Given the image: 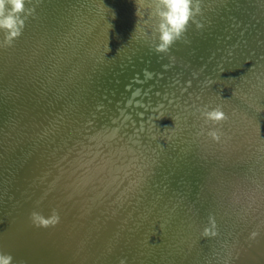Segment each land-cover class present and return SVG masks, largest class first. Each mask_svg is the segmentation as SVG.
<instances>
[{
    "label": "water",
    "instance_id": "95a60500",
    "mask_svg": "<svg viewBox=\"0 0 264 264\" xmlns=\"http://www.w3.org/2000/svg\"><path fill=\"white\" fill-rule=\"evenodd\" d=\"M73 1L31 0L27 6L35 7V13L26 20L22 35L12 46L0 47V184L3 188V192L0 190V250L16 257L14 247L21 244L25 249L22 255L33 264H121L124 261L121 255L123 253L126 257L125 252H129L135 260L137 251L129 250L132 245L128 244L134 241L133 237L136 238V235L132 232L138 229L136 225L127 226L125 221L128 222L127 219L132 215H126L123 208L130 207L138 214L137 206L145 202L143 208H146L147 216L144 218V225L147 228L148 224V228L152 230L150 236L160 246L162 258L171 255L179 257L183 251L187 253L186 264H189V247L195 246L194 242L201 239L200 234H194L193 237L192 226L195 220L196 225L204 229L209 225L208 218L212 215L216 221L217 234L214 236L219 239L223 233L219 226L225 230L230 224V233L229 229L237 223V218L235 220L230 215L231 208L237 209L238 213L243 211L244 217H251L249 208L264 201L261 200L264 193L260 186L254 185L253 189L240 191L237 186L240 189L244 187L234 185L235 180L241 184L251 183L242 180L237 174L240 173L237 166L239 164L230 171H225L223 165L221 168L218 165L213 167L199 164L194 168L191 158H188L189 162L184 158L190 147L198 148V151L203 147L202 151H210L214 155L219 153L227 164L233 163V151L244 139V134L239 132L238 127L226 128L212 122L206 123L202 115L191 118L194 111L210 110L217 106L229 111L220 102L213 101L214 97L218 98L210 92L212 90L229 100L238 97L239 103L238 99L243 100L245 96L233 95L229 86L226 91H220L219 84H212L217 88L215 89L210 85L189 87L186 83L196 79L197 74L190 72H195L194 65L201 67L206 63L203 71L209 69L206 58L210 59L209 63H213V66L228 64V70L240 74H243L244 67L250 62L241 56L247 50L250 52V60L256 57L257 62L262 63L259 58L264 53V30L255 34L250 22L255 20L259 29L264 28V7L260 4L264 0H200L201 12L195 18L196 23L190 24H200L202 28L192 32L188 26L184 36L167 53L155 52L151 33L154 21L149 23L142 19L145 14L143 10L151 13V0H109L121 11L128 10V7L131 10L134 8L138 20L132 23L121 19V11H117L118 15L116 9H110L106 0H87L92 8L87 7L88 10L85 11L103 17L102 19L114 16L115 13L119 26L107 23V29L95 32L89 40L84 36L83 29L94 28L88 18L80 16L79 19L70 21L68 26L75 22L72 32L83 42L81 47L73 48V42L68 36L70 32L65 37H60V40L54 38L53 47L41 45L44 34L55 26L59 17L68 21L61 13ZM213 6L219 13L203 11L205 9L202 7H210L211 10ZM50 9L57 11L46 14ZM85 11L83 14L88 16ZM70 15L75 17L74 14ZM53 16L57 18L55 22L52 20ZM44 20H48L49 25L46 24V29L42 30ZM216 20L219 22H215ZM92 29H89V34L93 32ZM101 32L103 34H99ZM93 38L104 39L105 42L97 47ZM0 40H3L2 31ZM102 47L104 48L97 52ZM61 49L74 50V54L85 52L87 66L94 67L92 58L98 62L102 59L105 66L83 70L80 69L81 63H76L65 69L61 68ZM42 52L47 55L46 59L40 57ZM31 55L36 59L30 60ZM55 57L58 58L54 59ZM76 65L80 70H72ZM232 76V80L222 79L223 82L230 83L240 75H235L234 72ZM241 76L239 78L246 77L244 74ZM172 79L178 82L177 87H172L177 89L175 96L172 94L173 89H170ZM256 79L251 76L239 80L250 85L256 82L260 89L264 88V80L260 82ZM41 82L46 85L49 83V92L42 89L44 84ZM60 85L64 86V91ZM6 86L12 90L13 96L6 97L1 92ZM230 86L238 92L244 91L241 87ZM249 89L248 94L257 98L259 93L255 89L251 90V87ZM38 90L45 94H37ZM130 90L133 93L131 96L128 95ZM50 91L58 102L53 103L51 110L42 106V110L34 113L32 110L39 103L33 99V95L42 99L46 96L50 98ZM67 92L70 93L69 96ZM70 100L78 108H86L89 115H79L78 109L72 107ZM159 101L166 103L164 108L170 114L165 117L156 114L155 118H151L152 112L156 113L163 106L158 108ZM257 103L251 102L252 108L248 111L251 114L255 111L259 116L263 112L258 111L260 107ZM241 109L247 110L245 106ZM27 111L41 117L40 130L22 131L18 137L9 134L8 128L12 132L14 123L20 126H15V130L26 129L17 118L21 113L28 114ZM72 112L76 114H70ZM95 112L101 118H96ZM228 116L236 117L232 114ZM56 118H62L63 123L73 126L72 132L65 128L63 131L59 130ZM213 128L218 129L219 140L208 135V131ZM255 129L258 133L263 131L260 124ZM164 143L169 146L162 147ZM213 143L217 146H213ZM218 145L221 147L218 148ZM188 155L190 157L189 152ZM258 162L264 164V157ZM230 172L234 176L233 180H225V175ZM251 174L252 172L247 175ZM218 175H222L225 180L226 190L235 191V198L238 199L233 198L236 200L235 204L238 203L236 207L227 202L228 197L224 204L223 193L220 198L210 194L211 190L217 189L216 184L203 186L204 189L200 191V181ZM261 175L264 178V173L255 169L253 177ZM42 180L48 181L42 184ZM72 180H87L88 183L76 184ZM142 181L148 183L152 197H146L140 189ZM169 184L172 185L171 189ZM82 187L85 199L82 197ZM161 188L173 194L183 192L181 197L175 198L180 200V203L177 200L175 203L180 204L178 208H167L165 204H159V194L154 195L152 190L156 192ZM203 193L208 194V197L201 201ZM53 209L60 215L59 224L49 228L32 225L29 214L33 210L48 216ZM257 231L259 234L255 239L247 240L248 246L242 243L243 231L235 228L234 235L230 234L234 236L235 243L231 244L225 255H221L225 259L220 258L225 249L224 242L212 243L215 241L205 236L202 239L204 244L218 250V254L204 264H260L256 255L264 254V229ZM170 241L174 243L173 246ZM141 243L145 245L147 241H139V245ZM145 249L143 254L148 253L147 245ZM251 250L255 252L252 253ZM197 252L198 250L192 252L191 259L195 258L194 262L200 263Z\"/></svg>",
    "mask_w": 264,
    "mask_h": 264
},
{
    "label": "bare ground",
    "instance_id": "6f19581e",
    "mask_svg": "<svg viewBox=\"0 0 264 264\" xmlns=\"http://www.w3.org/2000/svg\"><path fill=\"white\" fill-rule=\"evenodd\" d=\"M83 1H87V0H74L72 2L73 4L68 9H65L61 13V15H64V17L66 16L65 20H68V21L61 20L60 19L61 17H59L60 20L58 19V21L56 22L55 26H53V28H51L50 30L46 31V33L44 34V38H43V40L41 42V45H43L45 47H49V46L53 47L52 45L54 44V42L52 40H54V38H59L58 40H60V37L61 38L65 37L66 33L70 32V34H68V36H69V39L72 40V42H73V48L81 47V44H83V42L79 41V37L77 38V35L72 32L73 28H74V25H75V22H72V25L68 26L70 24V21H72L73 19L77 20V19H79L80 16L84 17V18H88V20H90L91 23H92V27L94 28V30L92 28H87L86 29V27L83 29L84 36H87L89 40H90V37L92 38V36H93V34L95 32L97 33L99 30L102 31L103 28L107 29L108 24H111V25H116L117 24L119 26V24L117 23L119 21L114 17V16H117V14L119 15V13L117 12L119 9L116 8L114 3H111V2H109V0H106V2H108L107 4L110 5V7H111V8L110 7L109 8L110 9H112V8L116 9V13L117 14L114 13V16L110 15L111 17L104 18L105 19L104 20V19H102L103 17L100 18L98 16H94L95 14L89 13V11H85V10H88L87 7L92 8V6L89 3L90 0H89V2L88 1L87 2H83ZM146 2H148V1H146ZM260 4H262L263 7H264V3L263 2L260 1ZM131 5H134V4L131 3ZM46 6H49V5L47 4ZM202 8L205 9L203 11L210 12V14L212 12L219 13L216 10L217 8L215 6H213L211 10L209 9L210 7L209 8L202 7ZM127 9L128 10H125V11L124 10H122V11L119 10V11H121V13L123 15H125V16H123V15L120 14L119 17L121 19H125V21H129L131 23H132V21L136 22V20H138V19H137V15H136L135 9L132 8V10H131L129 7ZM142 9H143V7H142ZM54 11H57V10L50 9V10L46 11V14H48V13L53 14V13H55ZM83 11H85L88 14V16L84 15ZM143 11L145 13L144 16L142 17V19L144 21L148 20L149 23L154 21L151 18V13L149 14L145 10H143ZM41 14L44 15V12H42ZM70 14H74L75 17L71 16ZM137 14H138V12H137ZM262 19H264V15L262 16ZM52 20H53V22H55L57 20V18L55 16H53ZM215 22H219V21L216 20ZM42 24H41L42 30L46 29L47 25H49L48 20L47 21L44 20V22ZM117 25L115 27H117ZM250 26L253 28L252 31L255 34L260 33L259 32L260 30H264V28L259 29L258 24H257V22H255V20H252L250 22ZM201 28H202V25H201V27H197V25L189 24V30L192 31V32H197ZM89 29L93 30V32L91 34H89ZM99 34H103V33L101 32ZM148 35H150V34H148ZM93 40L96 42L94 44H96L97 47H100L105 42L104 39H100L99 40V39L93 38ZM56 41L57 40H55V42ZM207 43H209V42H207ZM56 44H57V42H56ZM103 48L104 47H102L101 49L97 50V52L101 51ZM73 51H67L66 49H64V50L61 49V53L59 55L60 56L59 66H61V68L65 69L68 66H70L71 64H76V63H81L80 64V69H83V70H85L87 68H97L99 65L102 66V67L105 66V61H103L101 59L98 62L97 59H95V58H92L94 63H95L94 67L87 66L88 62H87V64L85 63V60L87 58L86 57V53L83 52V53L74 54L76 51L75 52H73ZM42 54L43 55H41V56L39 55V56L41 58H45L46 59L47 55H45V52H42ZM248 55H250V52L248 50L245 52V54L243 53L241 55L242 57H245V61H250L247 64L248 66L246 68L244 67V70L242 71V73L246 77H251V76L254 77L255 76V78H257L256 79L257 81L263 82V80H264V53H262V55L260 56L261 58H259L262 61L261 64H259L257 62L258 58L254 57L253 60H250ZM32 58L36 59V57L31 55L30 56V60ZM57 58L58 57H55L54 59H57ZM71 61H72V63H71ZM206 61L208 62V65H210L209 69L203 71V68L205 67V65H207L205 62H204L205 64L203 66H201V67L194 65L193 66V70H195V72H192L190 70L189 71L192 74H197L195 76L196 79H194L195 81H189L186 84L189 87H196V86L199 87V86H204V85H210L211 87H213L215 89H217V88L214 87V86L219 84V85H221V88L219 89L220 91H223L221 89H224V91H226L227 87L229 86L230 87L229 89L232 90V94L233 95H235V96L236 95L237 96L244 95L245 97L243 98V100H241V99L239 100L238 99V101H240V103H239V102H237V98L238 97L237 98H233V100H236V101H233V100L227 99L225 96H224L225 98H223L217 92L215 93L214 90L210 91L212 94H214L218 98V100H224V101H218L214 97L213 101L217 102V103L220 102L219 104H222L224 107L228 108V110H229V111H225L223 108H221L225 112V114L227 116V119L222 121V122H220L219 125L221 127H226V128H231L233 126H237L239 132L244 134V139L241 141L239 147L236 150L233 151L234 153H233V156H232V159H231V161L233 163H230V164H227L224 161L225 158L219 153L214 155L210 151H202L203 147H201V151H198V148L195 149L194 147H190L189 150H187L186 155H185L184 158H186V159H188V158L190 159L191 158V164H192V166L194 168H196V165H199V164L200 165H210V166H213V167H216V165H218L221 168H223V166H224V169L226 168L225 171H230L232 168H234L236 166V164H239L237 166H238V168L240 170L238 172H240V173H237V174L239 175V177L242 180H248L251 183L241 184V183L237 182V180H235V184L234 185H241V186L244 187V189H240V186H237L238 190L241 191V190H245V189H253L252 186L258 185V186H260L263 189L262 192L264 193V178L262 177L263 175H261L260 177L259 176L253 177L255 169L258 170L259 173H264V164H260L258 162V161L261 160L262 156L264 157V110L261 111V109H264V88L260 89L261 87H259L256 84V82L254 84H252V85L248 84L247 82H242L243 80L241 81L239 79H245L246 77L239 78V77H242L241 75H243V74L237 73V71H234L235 75L237 74V75H240V76L235 77V79L233 81H231L230 83L229 82L228 83H224L223 82L224 80L229 79V78H231V80H232V78H234V76L231 77V75L234 74V72H232L231 70H228L230 68V66L228 64H226V65L225 64H223V65L218 64L216 66H213V63H211V64L209 63L210 59L206 58ZM30 65H31V69H33V66H32L31 62H30ZM198 65H200V64H198ZM28 66H29V64H28ZM77 66L78 65L73 66L72 70L75 69V68H76V70H80L79 68H77ZM215 70H219V71H215ZM210 71H212L213 73H211ZM223 74H225V75H223ZM222 79H224V80H222ZM56 82H57V80H56ZM44 83H42V84H44ZM48 84L49 83H47V85ZM177 84H178V82L172 79V85L170 86V89H173L172 87L176 86ZM212 84L214 86H212ZM47 85L44 84L42 89H44L45 91L49 92V88L47 87ZM230 85L235 86V88L236 87H239V88L241 87L240 89H242L244 91L238 92L236 89L234 90ZM60 86L62 87V91H64L63 90L64 86H62V85H60ZM187 86H185L186 89H187ZM249 87H251V90L255 89L256 92L259 93L257 98H253L252 94H250V93L248 94L247 91H250ZM52 90H54V88H52ZM174 90L175 89H173L172 94H174V96H175V95H177V93H176L177 89L175 90V92H174ZM1 92H4V95L6 97L13 96L12 90H10V88L7 87V86L2 88ZM38 93L45 94L41 90H38L37 94ZM237 93H239V94H237ZM132 94H133L132 90L128 91V95L131 96ZM49 95L51 96L50 98H47V96H46L44 99L38 98L36 94L33 95V99L37 103H39V106L37 108H35L37 110H35V109L32 110L34 113H36L38 110H42V106H44V108L46 110H51L52 105H54L53 103L56 102V101L58 102L57 97H55L53 94L51 95V91H50ZM67 95L69 96L70 93L67 92ZM67 98L70 99L69 97H67ZM49 99H50V101H49ZM48 101L50 103H48ZM159 102H160V104H158V108L161 107V105H163V106H162V108H159L156 113L152 112V117L151 118H155L156 114L159 115V116H162V117H165L166 114H170L169 111L166 110V108H164V107L167 106L166 103L163 102V101H159ZM251 102H253L254 104L258 102L257 104L260 107L258 109V111L263 112V113H260L261 115H259V116L256 115L255 111L252 114L248 111V110H250L252 108ZM70 103H73L72 107H76L78 109V112H79L78 114L79 115H84V116L89 115V112L86 111L87 110L86 108H84V107H82L83 109L78 108V106L76 105L75 102H73V100H72V102L70 100ZM243 106H245L247 108V110L243 111L241 109V108H243ZM23 111H24V109H22V112ZM32 111L31 112L27 111L28 114L21 113L20 116L17 118V120L19 122H23V124H24L26 129L22 128V129L15 130V126H17L18 128L20 126L17 123H14L13 124V131L11 132L10 131V127H9L8 128V133L11 134L14 137H18L20 134H22V131H28V130L31 131L32 129H34L35 131H39L40 130L39 126H41L40 122H41L42 119H41V117H38L34 113H32ZM203 111L202 110L201 111L198 110V112L194 111V114H192V118L191 119L201 116ZM70 114H76V113L72 112ZM107 114L108 113H106V115ZM228 114H232L234 117L235 116L236 117L238 116V117L237 118L236 117L233 118L231 116H228ZM27 115H28V118L24 119V117L27 116ZM109 115H111V113H109ZM94 116H97L96 118H101V117H98L97 112H95ZM256 116H258V117H256ZM60 120L58 118H56V120H55V123H56V125H58L59 130L63 131L64 128H65V129H68L70 132H72L73 126L68 125V123L67 124L63 123L62 122V120H63L62 118H60ZM251 120H252V122H251ZM254 122H256V124H254ZM257 123L260 124V126H261V128L263 130L262 132L259 131V133H258L257 130L255 129V128H257V125H258ZM184 124L186 125V122H184ZM27 126H29V128H27ZM34 126H36V127L33 128ZM117 129L118 128H116V130ZM89 136H91V135H89ZM231 139H233V138H231ZM168 146H169V144H165V143L162 145V147H168ZM213 146H217V144L213 143ZM219 147H221V146L218 145V148ZM172 148L176 149V146H173ZM183 149L185 150V148H183ZM188 152L190 154V157H188L189 156ZM189 159H188V162H189ZM196 159L198 161H196ZM242 162H244V163L242 164ZM144 166H145V164H144ZM251 167H253V168H251ZM141 171L145 172L144 170H141ZM250 172H252V174H251V176H248L247 174H249ZM233 177L234 176H232V173L230 172L229 175L228 174L225 175V180H233ZM225 180H223L222 175H218L217 177L208 178L207 180H202L199 183L200 184V188L199 189L201 191L202 189H204L203 186L212 185V184L215 185L216 184L217 189L214 188L213 190H211L210 194L211 195L213 194V195H215V196L220 198L221 194L223 193L224 194L223 197L225 196L224 199H223L224 204L229 202V204L234 205L236 207V205H238V203L237 204H235V203H236V200L238 201V199L235 198L236 197V195L234 193L235 191L231 192V191L225 189V187H224L226 185ZM47 181L42 180L41 183L43 184V183H46ZM72 181L74 183H76V184H80V183L87 184L88 183L87 180H72ZM138 181H140V180H138ZM141 184L142 185H140L139 187L146 194V197L148 195L152 197V195L149 194L150 193V187H149L148 183L142 181ZM169 187L171 189L172 185L169 184ZM83 188L84 187L81 188L82 189V197H83V199H85V196L83 195ZM161 189L162 190H158L156 192H154L152 190L154 195L159 194V201H160L159 204H161V205L165 204V206H167V208H169V207L172 208V209L178 208L180 204H175L176 200H177L175 198H178L177 196L181 197V195H183V192L182 191H178L177 193L174 192L175 194H173V192L170 193L167 190H164V188H161ZM0 190H1V192H3L2 185L0 186ZM203 194H204V197H202V196H201V198L199 197L201 201H203V198L208 197V194H205V193H203ZM186 195L187 194L185 193V197H187ZM226 197H228V200H229L227 202L224 201L226 199ZM233 198H235L236 200L233 199ZM262 199H264V196L261 198V200ZM177 201H179V203H180V200H177ZM242 201L245 202L244 200H242ZM144 203L145 202H142V203H140L137 206V210L139 212L138 214H135L136 212H134L130 207L129 208L128 207H124L123 208L126 215H130V216L132 215V217L127 219L128 222L124 220L125 223L127 224V226L128 227H133V226L136 225V228L139 231L135 230V231L132 232L133 235H136V238L133 237L134 241L131 242L130 244H128V246L132 245L129 248V250H136L137 251L136 259L135 260L132 259L133 256H131L129 252H125L126 257L122 253V255H121L122 259L126 262V264H186V262H187L186 261V255H187V253L183 252V251H181L183 254H181V256H179V257H174L173 255H171L170 257L162 258L163 253L161 251L160 246L156 245L155 241H153L151 236H150V231H152V230H150L148 228V224H147V228L144 225V218L147 216L146 215L147 211L145 210L146 208H143ZM160 209H161V206H160ZM162 209H163V207H162ZM249 209H250L249 213L251 214V217H249V216L248 217H244L243 216V213H244L243 211H241V213H238L237 209H235V208H231L230 209L231 210V214H230L231 217L234 218V219L237 218V223L234 224L235 225L234 227L236 228L237 231L238 230L243 231V234L240 233V234H242L244 236V242H242V243H246L248 246H249V244H248L247 240L251 239L250 238L251 233H253L254 230H255V232H258L257 230L264 229V201L260 202V205H259V203H256L254 206H251V208H249ZM218 212H219V210H218ZM140 215H142V216H140ZM148 216H149V214H148ZM196 222H197V220H195L193 222V226H192L193 237L195 236L194 234H200L201 235V239L199 238L200 240L197 243L194 242L195 246H190L189 247L190 250H191L189 257L192 258V252L198 250L197 254L199 255L198 258L200 257V263L194 262L195 258L193 260L191 258H188V262H189V264H204V262L208 263V260H210L211 257L217 256L218 250L213 249L210 246H207V245L204 244V241L202 240V239L205 238V235H203V230L204 229H201L200 226L196 225ZM229 225L230 224L227 225L225 230L221 229L220 226H219V229L223 232V233H221V231H220V233H221L220 236H219V239L221 238L220 242H218L219 239L217 238V236H207V238L209 237V239L215 241V242H212V243L224 242L225 249H223L221 254H220V258H222V259H225V258H223L224 256H221V255H225V253L227 251H229L231 244H234L235 241H236L234 239V236L230 235L232 233L234 235L235 228L231 227L229 229L230 230V233H229V231H228V226ZM202 227H204V225H202ZM252 228L254 230H252ZM219 229L217 228V230H219ZM132 230H133V228L131 229V231ZM135 232H137V233H135ZM130 234H131V232H129L128 235H130ZM13 235H15L14 231H13ZM186 237L190 238V236L188 234H186ZM12 239H14V238H12ZM18 240H20V239H18ZM139 241L143 242V243H144V241H147V243L145 245H143L142 243H141V245H139ZM146 245L148 246V250L146 251L148 253L147 254H143L142 252H144L146 250L145 249ZM170 245L173 246L174 243L172 241H170ZM176 247H178V246H176ZM14 248H15V253H17V256L14 257L13 264H33V262H31L30 259H27V257L25 255H24L25 257L22 255V252L24 253V251H25L24 246H22L20 244V245H16ZM256 248L260 249L259 247H256ZM251 252L254 253L255 251L251 250ZM256 256H258V262L260 264H264V254L261 255V256H259V255H256Z\"/></svg>",
    "mask_w": 264,
    "mask_h": 264
},
{
    "label": "clouds",
    "instance_id": "9594fccd",
    "mask_svg": "<svg viewBox=\"0 0 264 264\" xmlns=\"http://www.w3.org/2000/svg\"><path fill=\"white\" fill-rule=\"evenodd\" d=\"M31 0H0V31L3 32V40L0 47H10L19 38L26 26L28 17L33 16L35 7H29ZM151 18L154 20L151 33L154 42V50L157 53H167L171 46L180 40L186 33L190 23H196V16L200 14V0H151ZM197 27L201 25L197 24ZM147 75L150 73L145 70ZM205 122L219 124L227 119L225 112L219 107L205 109L202 112ZM208 135L214 140H219L218 129H210ZM33 226L37 228L55 227L60 222V215L55 209L45 216L43 213L33 210L29 214ZM209 225L203 230V235H216L215 218L209 216ZM258 232L251 233L250 238L255 239ZM14 257L11 253L0 250V264H13ZM124 264V261H121Z\"/></svg>",
    "mask_w": 264,
    "mask_h": 264
},
{
    "label": "rangeland",
    "instance_id": "374dc122",
    "mask_svg": "<svg viewBox=\"0 0 264 264\" xmlns=\"http://www.w3.org/2000/svg\"><path fill=\"white\" fill-rule=\"evenodd\" d=\"M143 260V259H142Z\"/></svg>",
    "mask_w": 264,
    "mask_h": 264
}]
</instances>
